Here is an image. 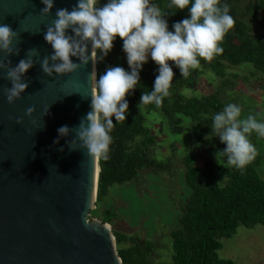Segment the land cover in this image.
<instances>
[{
    "label": "clouds",
    "instance_id": "obj_1",
    "mask_svg": "<svg viewBox=\"0 0 264 264\" xmlns=\"http://www.w3.org/2000/svg\"><path fill=\"white\" fill-rule=\"evenodd\" d=\"M41 2L45 7L40 9V16L47 18L52 15L54 0ZM166 8L176 11H162L151 0H107L103 5L100 0H76L71 10L58 8L55 19L45 25L44 40L53 51L40 59L39 49L30 48L15 66L10 57L20 54L21 33L28 29L23 27L17 31L0 23V73L11 83V87L2 89L8 103L13 104L22 97L28 88L23 77L35 64L41 65L44 74L54 77V74L74 73L91 61V110L80 118L77 126L59 127L54 143L59 144V137L71 135L66 142L70 151L85 150L93 160H107L112 142L110 134L117 123L127 120L126 97L140 85V71L149 57L158 65V75L153 89L142 94L137 105L140 111L148 105L160 107L171 95L175 74L169 61L187 79L201 59L210 62L223 53L221 42L235 24L229 5L222 4L221 0H170ZM185 9L189 10L190 17L176 22L174 31H169L165 17ZM69 29L74 35L69 34ZM117 37L123 41L130 71L120 66L108 67L98 77L95 65L111 52ZM71 57H77L80 63H74ZM49 109L45 116L49 115ZM35 112V106H30L25 115L31 118ZM23 122V117L16 119L18 124ZM210 126V136L214 134L226 145L216 153L218 163L244 174L257 156L251 136L255 133L257 138L264 139V120L252 114L245 117L240 105L229 103L214 114ZM44 127L45 123L39 130ZM59 151L63 152L64 148Z\"/></svg>",
    "mask_w": 264,
    "mask_h": 264
},
{
    "label": "water",
    "instance_id": "obj_2",
    "mask_svg": "<svg viewBox=\"0 0 264 264\" xmlns=\"http://www.w3.org/2000/svg\"><path fill=\"white\" fill-rule=\"evenodd\" d=\"M75 3L54 0L52 15L42 18L41 0H0V23L28 29L21 33L20 54L10 57L13 66L30 48L39 49L40 59L53 51L44 40L45 25L58 8L71 10ZM92 71L89 61L74 73L50 77L37 63L24 75L28 88L13 104L2 91L11 83L0 73V264H123L111 225L90 219L100 159L70 151L71 135L54 143L59 127L77 126L91 110ZM30 106L36 108L31 118L25 115ZM21 117L23 124L16 123Z\"/></svg>",
    "mask_w": 264,
    "mask_h": 264
},
{
    "label": "trees",
    "instance_id": "obj_3",
    "mask_svg": "<svg viewBox=\"0 0 264 264\" xmlns=\"http://www.w3.org/2000/svg\"><path fill=\"white\" fill-rule=\"evenodd\" d=\"M106 2L107 0H100L101 5ZM151 2L158 5L162 11H176L166 8L170 0ZM221 3L229 5L235 24L221 42L223 53L215 56L210 62L201 59L199 66L222 79L226 77V71L230 67L240 65H251L256 73L264 75V34H254L251 25H262L260 16L264 13V0H221ZM189 17L188 9L178 10L174 15L166 16L169 31H174L173 25L176 22ZM169 63L175 74L170 89L171 95L165 98L160 107L148 105L146 110L151 113L162 112L174 134L185 133L186 129L182 123L186 118L195 124L203 125V131L210 135L214 114L224 108L220 94L188 97L183 91L195 88L199 75L203 73L194 69L191 70V75L184 79L174 62ZM114 66L130 71L126 53L123 51V41L119 37L114 41L111 52L97 62L98 77L104 74L108 67ZM157 75L158 65L148 60L140 71V85L126 97L129 102L127 120L115 125L110 134L112 142L108 159H100L101 172L96 205L105 201L112 186L136 181L141 171L165 170L166 166L153 157V147L158 142V136L147 126V117L137 107L144 91L153 89ZM223 84L233 85V82L224 81ZM113 122L116 123L115 117ZM199 138L204 141L202 136ZM251 138H257L256 134L253 133ZM209 146L213 148L214 153L204 158L203 166L197 165L194 150L183 160L185 180L190 192L186 204L181 207L180 227L170 233L171 264H235L231 260L218 257L217 251L222 248L221 239L231 238L240 226H264V179L258 173L261 156L251 162L244 174H241L235 168L227 169L222 165L217 167L216 153L226 148V145L210 143ZM221 173H224V176H221ZM93 218L117 226L118 213L115 208L104 211L95 209L91 213V219ZM113 233L123 264H150L149 257L158 247V242L141 243L137 236H127L115 227ZM128 242L129 246H122Z\"/></svg>",
    "mask_w": 264,
    "mask_h": 264
},
{
    "label": "rangeland",
    "instance_id": "obj_4",
    "mask_svg": "<svg viewBox=\"0 0 264 264\" xmlns=\"http://www.w3.org/2000/svg\"><path fill=\"white\" fill-rule=\"evenodd\" d=\"M260 21L262 25L251 23L254 34L258 36L264 34V13ZM197 69L203 74L199 75L195 88L183 91L188 97L220 94L224 106L236 103L241 106L243 116L252 114L258 120H264V75L256 73L251 65L230 67L223 79L202 66ZM224 81L233 82V85H224ZM142 112L147 117V126L158 136V142L153 147V157L166 166L165 170L146 169L140 172L136 181L112 186L105 201L96 205V209L104 211L115 208L118 219L117 226L110 224L112 230L115 227L127 236H137L141 243L158 242V247L149 257L150 264H171L170 233L180 227L181 207L186 204L190 192L185 180L183 160L194 150L197 165L203 166L204 158L214 153L210 143L225 144L218 137L214 138L204 132L203 125L195 124L191 119L184 118V134H174L162 112L151 113L146 108ZM251 142L257 149L255 159L261 156L258 173L264 179V141L251 138ZM215 162L219 168L217 159ZM221 243L222 248L217 251L220 259L231 260L235 264H264L263 225L258 224L252 228L240 226L236 234L221 239ZM129 245L128 242L122 246Z\"/></svg>",
    "mask_w": 264,
    "mask_h": 264
}]
</instances>
